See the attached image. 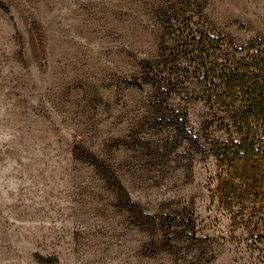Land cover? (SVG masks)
Listing matches in <instances>:
<instances>
[{"label": "rangeland", "instance_id": "obj_1", "mask_svg": "<svg viewBox=\"0 0 264 264\" xmlns=\"http://www.w3.org/2000/svg\"><path fill=\"white\" fill-rule=\"evenodd\" d=\"M173 6L264 48V0H0V264H264V195L214 197L217 161L173 149L149 117L140 63L169 44ZM170 103L196 133L228 138L205 103ZM92 155L157 226L193 222L195 237L164 245L139 226Z\"/></svg>", "mask_w": 264, "mask_h": 264}, {"label": "trees", "instance_id": "obj_2", "mask_svg": "<svg viewBox=\"0 0 264 264\" xmlns=\"http://www.w3.org/2000/svg\"><path fill=\"white\" fill-rule=\"evenodd\" d=\"M168 13L164 24L169 44L158 58L140 63L143 83L153 89L149 117L159 128L172 132L173 149L185 144L191 157L214 158L220 168V186L214 197L241 207L250 196L259 199L264 195V48L255 41L238 47L228 36L215 34L206 18H182L174 6ZM131 85L142 87L141 82ZM179 95L208 105L218 119V129L228 138L215 139L209 128L196 133L187 112L171 106V99ZM92 161L98 172L114 179L119 205L128 209L139 226L161 232L164 245H171L180 230L189 229L195 237L193 222L189 226L176 222L161 229L157 216L130 200L108 163L93 155Z\"/></svg>", "mask_w": 264, "mask_h": 264}]
</instances>
